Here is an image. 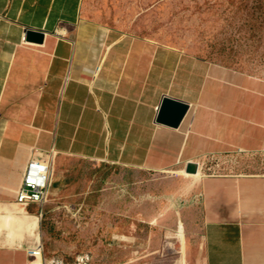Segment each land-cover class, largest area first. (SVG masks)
I'll list each match as a JSON object with an SVG mask.
<instances>
[{"label":"crops","instance_id":"1","mask_svg":"<svg viewBox=\"0 0 264 264\" xmlns=\"http://www.w3.org/2000/svg\"><path fill=\"white\" fill-rule=\"evenodd\" d=\"M165 95L190 104L178 127L157 121ZM263 150L264 77L104 21L89 0H0L1 205L36 152L52 175L69 157L154 172L198 162L199 264H264V174L217 163ZM32 247L0 246V264H28Z\"/></svg>","mask_w":264,"mask_h":264},{"label":"rangeland","instance_id":"2","mask_svg":"<svg viewBox=\"0 0 264 264\" xmlns=\"http://www.w3.org/2000/svg\"><path fill=\"white\" fill-rule=\"evenodd\" d=\"M89 2L98 18L111 24L264 77V0ZM217 163L264 174V150ZM209 165L203 166L205 175L213 173ZM182 167L154 172L67 158L52 175L59 176L61 189L50 186L39 216L37 233L44 254L72 260L90 253L94 264H178L182 222L187 264H199L203 196L200 184L190 186L189 179L177 174ZM38 210L28 208L30 213ZM122 235L132 240L122 241Z\"/></svg>","mask_w":264,"mask_h":264},{"label":"built area","instance_id":"3","mask_svg":"<svg viewBox=\"0 0 264 264\" xmlns=\"http://www.w3.org/2000/svg\"><path fill=\"white\" fill-rule=\"evenodd\" d=\"M52 162L51 155L34 153L23 172L21 187L15 199L16 203L26 208L38 207L37 215L40 217L49 198ZM28 264H94V258L90 253H80L72 260L56 255L48 257L40 247L29 252Z\"/></svg>","mask_w":264,"mask_h":264},{"label":"bare ground","instance_id":"4","mask_svg":"<svg viewBox=\"0 0 264 264\" xmlns=\"http://www.w3.org/2000/svg\"><path fill=\"white\" fill-rule=\"evenodd\" d=\"M56 168H53L55 171ZM184 178L190 180V186H197L201 182L203 172L200 167L196 173H187L185 168L182 167L177 172ZM39 209V208H38ZM39 211V210H38ZM37 211V212H38ZM40 217L34 214H30L28 208L18 203L0 204V246L6 247H22L26 244L33 245L35 248H40V236L38 231V222ZM179 238L182 243V256L178 264H187L185 252H186V238L183 229V223L179 225ZM122 241H131L132 239L127 235L119 237Z\"/></svg>","mask_w":264,"mask_h":264},{"label":"water","instance_id":"5","mask_svg":"<svg viewBox=\"0 0 264 264\" xmlns=\"http://www.w3.org/2000/svg\"><path fill=\"white\" fill-rule=\"evenodd\" d=\"M25 33L26 39L29 41L41 42L44 37V33L39 30L26 29ZM189 108L190 104L188 102L170 95H165L160 107L157 121L178 127L188 113ZM198 168V162H188L185 166V171L187 173H196Z\"/></svg>","mask_w":264,"mask_h":264}]
</instances>
